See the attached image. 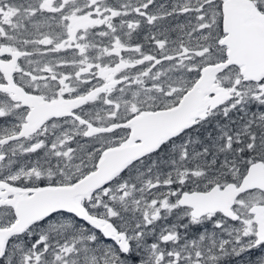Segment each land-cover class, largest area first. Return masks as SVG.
I'll return each instance as SVG.
<instances>
[{
    "label": "snow or ice",
    "instance_id": "obj_1",
    "mask_svg": "<svg viewBox=\"0 0 264 264\" xmlns=\"http://www.w3.org/2000/svg\"><path fill=\"white\" fill-rule=\"evenodd\" d=\"M0 264H264V0H0Z\"/></svg>",
    "mask_w": 264,
    "mask_h": 264
}]
</instances>
